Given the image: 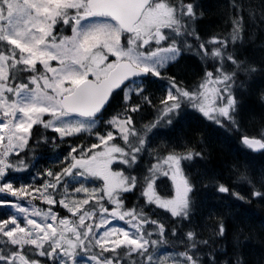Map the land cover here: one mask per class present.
<instances>
[{"label":"snow or ice","instance_id":"obj_1","mask_svg":"<svg viewBox=\"0 0 264 264\" xmlns=\"http://www.w3.org/2000/svg\"><path fill=\"white\" fill-rule=\"evenodd\" d=\"M160 7L165 9L163 13H153L157 18L152 22H142L140 26L136 29L125 28L124 32L121 33L119 27H113L111 23H90L87 24L83 29L77 31V27L80 25L82 20L89 19H99L105 18L110 15L108 12L100 10L101 6L94 3H90V0H68V2L60 7L51 9L45 17L46 21H50L45 24V34H51L52 25L56 23L57 17H59L66 25H73V39L77 35H82L83 43L85 48L89 47V42L91 41L92 47H104L109 55L103 57L105 61L111 62L113 60L116 63H109L108 67L112 71L121 69L124 66L127 69V76H139L147 75L151 72L153 75L158 76L160 70L165 69L167 66V61H175L178 59L179 53L177 52L174 56H169L167 58L159 55L160 52L166 51L167 49H162L160 45L164 44L168 40V35L163 31L165 28H173V31L180 34V28L182 27L177 20H175L174 14L179 11V9L168 6L166 3L161 4ZM67 9H75V15L69 16ZM192 13V7H188V14ZM115 18V17H113ZM175 26V27H173ZM127 38V47H124V43ZM242 38V37H241ZM235 40L236 37L234 36ZM42 42V41H41ZM153 45H155L154 50ZM57 49V57L65 56L69 51L64 43L61 45H53ZM174 50V49H172ZM45 55H47L45 53ZM213 56H218L219 51L214 50L212 53ZM50 57V58H57ZM151 65H148L144 62L153 61ZM79 63V61H75ZM18 63V62H17ZM29 67L26 69L28 71L35 72V65L30 61L27 62ZM159 66V68H157ZM47 67V65H45ZM88 73L95 74L93 68L89 67L87 70ZM87 75V73H85ZM72 83L79 84L83 79V76L78 77V74L70 72ZM8 72L7 69L0 70V97L3 96L4 92L18 93L19 91L26 89V84H17L15 88H12L8 84ZM14 80L15 77L13 76ZM224 79H228L227 76ZM32 83H35V78H30ZM47 87L53 88V91L57 93V96H50L46 91L43 90H34L32 101H39L41 103H48L51 105L49 108H34L26 107L24 109V114L28 118L30 123H20L13 125L12 117L15 115L17 107L15 102L11 105H6L3 110L0 112L3 113V119L0 120V124H4L8 130L6 137L8 138V143L4 148V151L0 153V178H3L8 169L12 168L13 165L9 158V153L12 151V147L16 146L19 149L24 148L30 143V130L33 129V125L43 124L45 127L52 129L54 133H58L61 137L72 136L81 131L82 128L86 126L84 124H64L62 126L53 124V121L68 114V111H61L60 106L64 102L59 101L57 97L60 95L62 90L61 84L59 81L53 83H48L45 81ZM125 83L121 82L118 86V89H123ZM142 91V89L140 90ZM215 89H206L204 93L201 94L200 98H190L189 103L192 104L193 108L197 109L204 117L212 119L209 115L214 111H218L221 115L227 116L229 106L233 104L231 98L228 100V104L215 109L211 105L215 100ZM79 93L74 88L70 95L73 97L77 96ZM187 95V94H184ZM110 96L108 97V99ZM125 99L130 101V96L126 95ZM173 100V103L170 106L164 107L160 115H158V123L149 122L141 130L143 133V138L140 140V144L143 147L145 141L144 136L150 132L153 128L161 125V123L166 119L167 125H170L180 113V108L182 103H180L178 98L170 97ZM107 101H105L106 104ZM100 107L94 108L92 111L84 113L85 115H92L93 112L100 111ZM136 110V109H134ZM47 115L48 119H44ZM112 128L117 129L123 136L124 140H127L128 129L125 127V121L118 120L115 117L112 121H109ZM30 124L32 127L30 128ZM15 129V131L13 130ZM23 132V134H21ZM14 138V139H13ZM99 144H93L92 149L85 151L82 147L78 150L72 148L67 157L71 159V163L63 170L64 176H84V177H93L98 178L102 181V186L89 189L83 185L80 187H75L74 192L78 196L81 192L84 193L83 199L69 198V193L67 192V187H65L64 192L61 194L62 199L59 200L60 205L63 208L67 209L68 212L72 213L74 216L79 217V225L68 228L67 225L69 221L60 219L59 224L65 226L63 229L57 228L55 221L58 220V216L55 212L49 211L44 213L45 218H50L53 223H37L34 219H29L25 216V226H21L17 222V219L12 217L11 219L0 220V236H4L12 245L23 246L25 244L34 246L36 249L34 256L36 257H46L50 261L57 259V250H60V253L63 259L60 260V264H75V256L78 254V249L84 250L85 253L92 251L93 245L100 248L98 254H92L90 257L91 264H120L119 260L113 259L117 249L121 248L122 245L130 247L131 251H136L137 248H143L144 243L143 235V226L152 224L158 227L161 233L167 231L165 226L158 220H149L147 217L140 216L138 217L135 212H124L121 211L123 206V200L119 198L120 193L129 192L135 187L134 180L129 181V178L123 176L122 173H113L117 177L118 183L115 185L112 183H105V178L99 176L98 173L92 167V163L101 156H106L111 158L113 153H121L122 149L119 148L113 141L115 140L113 132H108L105 136H98ZM242 144L254 152L264 151V132L259 134V138H253L245 136L242 138ZM93 149H102V151H94ZM140 149H137L139 151ZM80 152L81 159H77L76 153ZM192 152H188L186 156H181L179 154H170L165 157L161 163L167 165L171 170L170 180L176 187L177 182L183 183V194L182 196L177 193L178 198L181 200L183 208L188 207V195L193 191L192 185L189 183L187 178L184 176L181 160L182 159H192ZM113 164V163H112ZM111 164V165H112ZM156 166L153 165V168ZM48 177L52 179L44 180L40 188L35 189L39 192L40 198H42L49 205L55 204L56 199L55 195L60 193V188L58 185L62 182V177L60 174L53 173L48 171L46 173ZM167 176L168 173L165 172ZM154 177L148 176L146 178V187L145 191L142 193L147 203L154 204L157 208L163 209L170 216L175 219L179 215L181 208L175 206L174 199L164 200L157 194L154 188ZM4 183H2L3 185ZM10 187H0V194L11 193L13 197H21L31 195V191L28 188L17 189L14 193L12 189L14 188L11 183H7ZM219 192H227V188L224 185H219ZM3 196V195H0ZM95 198L96 205H90V200ZM105 198L107 202L115 205L111 213H108V209L104 206ZM5 204L8 203L6 199H0ZM12 207L19 209L20 213L26 212L23 208L19 207L18 202L11 205ZM85 206L95 207L99 206L102 213L107 215L103 218L102 223L108 224V217L118 218L120 220H125L126 217H130L129 223L135 228L137 235L135 237L130 236L127 231L121 230L120 228L109 227L107 230L102 233H97L93 231V224L86 223L92 216ZM34 215H40V213H34ZM186 218V217H185ZM136 221V223H132ZM30 226V227H28ZM96 228L100 227V224H95ZM83 228L81 232L79 229ZM43 233V235H37L36 238H31L32 233ZM16 233L15 235H12ZM67 233V234H66ZM71 233V236L68 235ZM191 235V233H189ZM50 243V250L45 251V243ZM110 243V246H109ZM0 264H40L38 259H30L23 256L20 252H17L15 248L8 254H0Z\"/></svg>","mask_w":264,"mask_h":264},{"label":"trees","instance_id":"obj_2","mask_svg":"<svg viewBox=\"0 0 264 264\" xmlns=\"http://www.w3.org/2000/svg\"><path fill=\"white\" fill-rule=\"evenodd\" d=\"M197 1H199L198 6L203 14L199 23V30L201 29L202 32L219 29L223 26L224 30L228 26L233 27L239 17L242 37V44L240 43L239 47L240 57L243 53H249L251 60L262 63V69L255 72L246 71V76L241 75V84L245 89L247 88L244 93L242 91V95H237L235 99L227 94L223 97L222 104L228 103L229 98L233 101V104L229 106L227 116L220 114L215 121H204L196 115H189L185 119H175L169 130L167 120H164L161 125L151 131L168 130L162 135L163 138L169 137L168 142L171 145L187 146L188 151L193 154L192 162L194 161V164L190 169L192 179L189 180L193 187L191 201L193 213L201 211L202 217L199 219L202 221L201 224L204 223L205 231L204 235L196 239L198 245L187 251V254L193 252L192 254L196 255L195 264H264V151L254 153L247 150L245 152L239 137L236 140L234 137L228 136L229 132L236 134L243 131L259 138L260 131L264 130V110L258 102L261 95L259 92L264 91V88L259 86L264 82V41L258 37L257 46L247 48L251 44V41L247 40L248 38L258 31H262V35H264V0ZM66 34L70 35L69 27H67ZM1 45L6 44L0 40V50ZM163 46H168V44L160 45V47ZM224 52L226 56L233 53L227 41L224 43ZM241 62H244L242 57ZM36 67L39 68V66ZM198 69V66L190 58L183 59L172 68L168 66L160 72L159 77L145 78L142 84L146 87L136 89L131 102L126 103L118 98L119 94L114 95L102 118L118 116L130 119L128 117H131V113L134 117L135 113H138L146 119L152 115H158V111L161 114L163 108L166 107L167 101L165 102V100L168 93L174 90L171 85L173 80L170 79V76L186 82L197 74ZM15 72L16 74L11 69L9 71V80H13L14 76V83L22 82L24 78L33 75V72L29 73L20 69ZM245 77L248 80L253 77L255 80L258 77V80L253 84V87L252 85L247 86ZM237 79V77L234 78V83ZM156 84L160 85V104L154 103L155 105H153V100L159 97L153 92ZM141 89L142 91H140ZM151 120L152 123L159 122L158 119L151 118ZM129 124L132 126L130 130L141 132L142 129L137 126V122L130 119ZM40 129V125L33 126L30 140H35L33 135ZM101 130L110 131L105 125L98 129V131ZM2 134V146L5 147L8 143L7 128L3 129ZM54 135L51 132L46 133L47 139ZM142 137L143 135L137 138L136 142H139ZM236 141L241 149L237 146ZM83 144L80 145V148L84 149ZM77 145L72 139L65 140L64 143L65 148ZM45 146L48 147L46 144ZM133 147L136 148V145ZM49 156L53 157V154H49ZM76 157H80L79 151H77ZM143 159L141 158V161ZM194 176L199 179L200 185H196ZM219 185H224L227 192H219L217 190ZM124 203L126 206L130 205L128 200ZM126 208L129 207L123 209L127 210ZM177 225L180 232L183 231L181 227L183 223H177ZM169 245L179 252L183 251L178 245Z\"/></svg>","mask_w":264,"mask_h":264},{"label":"rangeland","instance_id":"obj_3","mask_svg":"<svg viewBox=\"0 0 264 264\" xmlns=\"http://www.w3.org/2000/svg\"><path fill=\"white\" fill-rule=\"evenodd\" d=\"M68 2V0H4L5 5V16L2 20H0V37L4 39L6 44L9 46V50L7 51H0V70L2 69H8L10 66H21V67H29L27 62H31L33 65L41 64L45 72L47 73V77L40 78L39 80H35V83H32L34 88L32 90H26L23 89L19 91L18 93L12 94L10 97V100L7 99V93L4 92L3 96L0 97V110H3L6 105H11L13 102H15V105L17 107V110L15 111V115L13 116L15 120V124L17 122L20 123H30L28 118L24 114V109L26 107H34V108H49L51 107L48 103H41L39 101L33 102L32 96L34 90H43L46 91L48 95L50 96H57V93L53 91V88L47 87L45 81L48 83H55L57 81L61 84V92L60 95L57 97L59 100L60 97L63 94H66L70 92L73 87L77 84L72 83V79L70 76V72H74L78 74L79 78L80 76H83V79L87 77L91 78H99L102 76H105L107 71L109 70L108 64L113 63L115 60L108 62L103 59V57L109 55V53L106 51L104 47H92L91 41L89 42V47L86 49L85 45L83 43L82 35H77L73 39L74 33L72 28V34L69 38H66L64 36L56 37L53 35L52 30L51 34H45V24L49 23L50 21H46L45 17L48 14V12L51 9H55L57 7H60L61 5H64ZM163 2V1H162ZM169 2L166 3L168 6ZM162 3L158 2L155 3L151 9H153L154 13H163L165 9H162L160 7ZM164 4V3H163ZM69 16L75 15L74 11L75 9H67ZM71 11V13L69 12ZM152 14H147L146 19L148 22H152L155 20L154 17H151ZM154 19V20H153ZM111 23L113 27H116L113 22H111L108 19L105 18H99V19H89V20H82L80 25L77 27V31L80 29H83L87 24L90 23ZM42 41V42H41ZM62 42L66 46V48L69 50L65 56L57 57V49L53 47V45H61ZM3 50L5 48L3 47ZM45 53L47 55H45ZM162 57H169L170 53L168 50L162 51L159 53ZM50 57H57V58H50ZM242 60L244 62L240 63L241 68L243 71H252L251 68L254 66H259L261 62H256V60H251L249 58V53H243L242 54ZM249 60V61H248ZM79 61V63L75 62ZM170 61V60H169ZM18 62V63H17ZM148 65H151L154 63L153 61H146L144 62ZM252 64V65H251ZM47 65V67H45ZM168 65V61L166 66ZM91 67L94 69L95 74L88 73V68ZM159 68V66H157ZM261 70V69H259ZM87 73V75H85ZM106 73V74H105ZM232 73V70H230V74ZM230 74H225V76L228 77V79H224V86L231 85L233 83L230 78ZM82 79V80H83ZM258 80V77L254 80V77L250 80L246 79V82L248 83L247 86L253 87V84ZM3 82V81H0ZM262 86L264 88V82H262ZM239 87H241L239 85ZM247 89V88H246ZM246 89L243 91L245 92ZM224 92L229 93L231 92V88L224 87ZM261 96L264 95V91L259 92ZM228 103L224 104H212L211 106L215 109H219ZM61 110V109H60ZM218 111H214L210 113L209 115L212 117V119L215 118L216 113ZM2 113V112H1ZM84 124L86 127L82 128L80 132L67 137H83V140H91L92 142L95 140L99 144L98 137H95L92 134V131L97 128L98 121H88V119L77 117V116H68L64 115L60 116L59 119L53 121V124L55 125H64V124ZM2 124H0V130H1ZM32 125L30 124V128ZM116 132L120 134V132L113 128ZM171 129V128H170ZM52 130V129H50ZM168 130L160 131L158 132V135H161L158 137H154L156 141H151L146 144V147L148 149H151V151L154 152V155L151 153H148L146 156V159H148V162H145V160L142 162L145 163L144 165H141V168L143 169L141 172L134 171L133 168H136V162L131 164L132 170L138 175V177L142 180H146L147 178V171L150 168L152 172H156L157 175L155 179L159 181V185L157 188H155L156 192L160 197L164 200L168 199H174L175 200V206L178 208H181V211L177 218L173 219L169 213L164 211L163 209L157 208L154 204L147 203L145 200V205L142 207L141 212H145L148 207H150L151 211L150 214L157 213L156 219L160 221L165 228L167 229L166 232L161 233L160 229L156 227L155 232L151 230H143V233H140V235H143V241L144 247L137 248L136 251H131L130 247L126 245H122L121 248L117 249V252H123L128 256L134 257L133 261L140 260L143 262V264H195L196 262V255L190 253L187 254V251L191 247H196L198 245V241L196 242L197 238H200L202 235L205 234L204 231V223L199 219V217H202L200 215L201 211H196L194 214L193 211H191V201L190 197L193 191L188 195V207L185 209L182 207L181 200L178 198L177 193H179L178 187H174L173 183L170 180L171 176V170L168 168L167 165H163L161 161L167 157L170 154H175L174 151L176 147L174 145H171L168 142L169 137L163 138L162 135H164ZM264 132L263 131H260ZM23 134V132H21ZM60 138H66L61 137ZM0 138H1V131H0ZM153 139V140H154ZM91 145L89 149H92ZM95 151H102V149H94ZM134 151V150H133ZM115 159H120V153H113L111 154V158H108L106 156H101L95 160L94 163H92V167L95 170L96 173L99 174V176L105 178V183H112L116 184L118 183L117 177L113 175V173H121L120 169L117 166H114V169L112 170V174L109 171L108 168L109 163L115 162ZM153 165L156 167L153 168ZM165 172L168 173V175H165ZM184 174V172H183ZM185 176V175H184ZM63 187L61 189L62 194L65 190V187H67V192L69 193V198L75 197V199H83L84 193L81 192L78 196L74 192L75 187H80L81 185L89 188L90 190L93 188L101 187L102 181H100L98 178L93 177H84V176H63ZM164 181H167V183H162ZM194 181L196 182V185H200V181L197 177L194 176ZM179 182V181H178ZM177 182V183H178ZM62 183V182H61ZM8 185V184H7ZM170 188L172 193L169 195V197H162L164 196V193L166 190ZM35 189H38L36 187H33L31 195L33 197H40L39 192L35 191ZM180 194V193H179ZM181 195V194H180ZM62 196V195H61ZM182 196V195H181ZM62 197L59 198L62 199ZM58 200V201H59ZM95 203V198L90 200V204ZM104 206L108 209V213H111L115 205H112L107 202V198H105V201L103 202ZM47 208H44L43 212L39 210V208L31 207L26 208L23 207V209L26 211L24 213H20L19 209H16V214H12L10 219L12 217L17 219V222L21 224V226H25V216H27L29 219H34L37 221V223H53V221L50 218H45L44 213L49 212L51 209L50 207L53 206L49 205L48 203H44ZM0 206H4V204H0ZM59 206L63 208L62 205ZM195 206V205H194ZM87 207V206H85ZM226 207V206H225ZM22 208V207H21ZM97 212L98 214H93L94 208L89 210L90 213H92V216L89 220L86 221V223H93V216L96 217L94 224H93V231L97 233H102L103 231L107 230L109 227L113 228H120L121 230L127 231L130 236L135 237L137 235L135 228L129 224V222L126 220H120L118 218H111L108 217V224H103L102 220L107 215L106 213H102L100 211L99 206ZM195 208H197L195 206ZM64 210L70 215L74 216L72 213L68 212L67 209L64 208ZM52 211V210H51ZM130 212V211H128ZM34 213H40V215H34ZM190 213V214H189ZM190 216L191 222H189V225L184 226L185 217ZM75 217V224L79 225V217ZM67 220V219H66ZM183 223V232L180 234H173L171 237V233L169 232L168 223L170 224L171 228L173 227L172 221ZM68 221V220H67ZM95 224H100L99 228L95 227ZM60 229H63L65 226L60 225ZM30 227V226H28ZM68 228L73 227V225L70 223L67 225ZM189 227H194V231L189 230ZM83 229V228H82ZM191 233V235H189ZM16 233H13L12 235H15ZM67 234V233H66ZM71 235V233H68ZM37 235H43V233H37L33 232L31 238H36ZM0 241L5 246L2 247H10V248H16L17 252H21L23 248H33L35 251L36 249L34 246L25 244L22 247L19 245H12L8 239L4 236H0ZM173 242L174 244L180 246L183 248V252L175 251L172 248H170L166 243ZM51 242L45 243V249L47 247H50ZM110 246V243H109ZM80 250V255L77 257L75 256V264H91L90 257L92 254H98L100 252V248L95 245H93L92 251L89 253H85L84 251ZM123 250V251H119ZM80 260V262H78Z\"/></svg>","mask_w":264,"mask_h":264},{"label":"flooded vegetation","instance_id":"obj_4","mask_svg":"<svg viewBox=\"0 0 264 264\" xmlns=\"http://www.w3.org/2000/svg\"><path fill=\"white\" fill-rule=\"evenodd\" d=\"M168 1L169 0H158V2H161L162 4L165 2L168 3ZM198 4L199 1L197 0H171V2H169L170 6L179 9V11H177L174 14L173 18L177 20L179 24L182 26L180 28L179 35H177L175 31H173V28L163 29V31L168 35V40L166 41L169 44L168 49L170 51V56L176 55L177 52L179 53L177 60L175 61L170 60L171 63L170 67L172 68L175 65L179 64V62L182 61L183 59L185 60L187 58H190L199 68L197 74L192 78L188 79L186 82L182 80H178L177 77L173 78L170 76V79L173 80L171 85L174 87V90L172 92V97L178 98L180 103L183 104L182 107L180 108L181 112L179 113V116L176 119L180 120L187 118L189 115H196L201 119L204 118V121L207 120L215 121L220 115L219 112L216 113L214 119H208L205 117L202 118L200 115H197L196 113L193 112L190 114V112L188 111L189 110L188 101L190 98H200L201 94L204 93L206 89L214 88L216 90L214 93L215 95L214 104H222L223 97L225 96L224 87H229L232 88L233 90H237L239 88L238 79L235 83L233 81L231 85L228 84L224 86L223 77L225 74H230V70H232L229 79L232 80L233 78L234 80V78L236 79L237 75L240 73L241 70L240 63L242 62L239 52L240 43L242 44L241 33H240V21L238 17L237 20L235 21V25L233 27L228 26L225 30L223 26L220 27L219 29L217 28L215 30L202 32L201 29H200L201 31L199 30V23L203 18V14ZM189 6L192 7L191 14H188ZM148 11L149 8L144 11L140 20L134 26L135 29L138 26H140L142 21H148L146 19ZM153 17L155 18V15H153ZM234 36L236 37L235 40L233 39ZM258 37H261V39L264 41V35H262V31H258V33L252 35L251 38L247 39L251 41V44L247 46V48H252V46L255 45L257 46ZM225 41H227L229 47L233 52L231 55L228 56H226L224 52ZM252 41H254V44H252ZM214 50L219 51L218 56L212 55ZM250 69L254 71H260L259 69H262V63L258 67L253 65ZM132 87L134 89H139L146 87V85H143L142 83L138 82L136 84H133ZM159 90H160V85L156 84L153 92L158 94L159 97L156 100H153V105H155L154 103L160 104ZM125 94L130 96V98L132 97V93H125ZM261 98L262 97L260 95V99ZM167 102L171 104L173 103V100L170 99L167 100ZM184 106L186 107L185 110H184ZM136 115L137 118H135L131 113V117L128 118H130L132 121L137 122L138 124L137 126L139 128H144V126L149 124V122H152L151 118L158 119L157 117L160 114L158 111V115H152L151 117L146 119L140 116L138 113ZM129 134L131 133L127 132L128 138H129ZM156 134L157 132H153V135L149 136V139L153 142L156 141V139H154ZM229 134L230 135L228 136L234 137L237 140V138L241 135V132H238L236 134L235 132H229ZM244 134L250 136L247 133ZM133 135L135 136L136 133L134 132ZM33 136L35 140L34 141L30 140V143L26 145L24 148L19 149L16 146L12 147V151L9 153V158L11 160L13 167L7 170L3 178H0V187H10V185H7V183H11L14 187L12 189L13 193L20 188H28L29 191H31L32 193L33 187L40 188L44 180L52 179L51 177H48L46 175L48 171H52L53 173L58 172L61 177L64 176L63 174V170L65 168V163L63 162L65 158V154L63 153L64 148L53 147V146L49 147V144H54L55 142L54 140L48 141L46 133L43 131L37 130V133ZM119 142L122 145H127L128 139L124 140L122 136ZM45 144L48 147H46ZM132 144L138 145L137 149L140 150L137 151V149H134V151L131 153L130 156L131 163L139 162V161L143 163L141 161V158L146 159L148 153L154 155V152L151 151V149H148L146 145H143V147L139 146V143H137L134 138L132 139ZM236 144L239 147L237 141ZM174 146L178 148V147H183L184 145H174ZM4 148L5 147L0 148V153L4 151ZM243 150L246 152L248 148L243 147ZM49 154H53V157H50ZM191 168H192L191 164L187 166L188 170H190ZM153 174L156 175L157 173L154 172ZM131 177L135 178L134 180L135 187L129 192H123V194L120 193L119 198H122L123 195H126V197H128L129 199H133L131 202L133 206L130 212H135V214L138 217L144 216L147 217L149 220H158L156 219L157 214H140V211H136L134 204L137 203V208L139 209L140 203L143 202L142 193L144 192V188L138 187L141 186L143 180L140 179L137 174L132 175ZM2 183L4 184L2 185ZM137 183H140V185H137ZM62 187H63V181L60 185H58V188H62ZM60 193L55 195L56 203L54 206L50 207V209L53 212H55L56 215L58 216V220L55 221L54 223L59 229H60L59 220L65 219V215L61 214L63 213V210L62 208H60L58 201L59 198L62 197ZM0 195H3L0 196V199H6L8 201L7 204H5L3 201H0V204H4V206H0V220L10 219L12 214H16V208L12 207L11 205L17 202L19 204V207L22 208L36 207L39 208L41 212H43L44 208H47V206H45L44 204L46 202L40 197H33L32 195H28V196L22 195L21 197H13L11 193H3ZM129 218L130 217L126 218L128 222H129ZM132 223H136V221H133ZM147 226L149 227L148 229L153 230L155 232L156 230L155 225L148 224ZM79 230L81 232L83 231L82 228ZM2 246L5 245L2 243V241H0V254L8 255L11 252V250H9L8 246L7 247H2ZM46 250L49 251L50 247H47ZM20 253L23 256L28 257L30 259H38L40 261V264H60V260L63 259L60 250H57L56 253L57 259L54 261H50L46 257L34 256L35 250L33 248H23Z\"/></svg>","mask_w":264,"mask_h":264},{"label":"water","instance_id":"obj_5","mask_svg":"<svg viewBox=\"0 0 264 264\" xmlns=\"http://www.w3.org/2000/svg\"><path fill=\"white\" fill-rule=\"evenodd\" d=\"M150 0H90V3L101 6L100 10L108 12L107 18L113 20L124 32L125 28L133 29V25L138 21L141 13L148 5ZM115 17V18H113ZM146 75L127 76V69L122 66L121 69L110 71L106 78L99 83L88 79L79 84L75 89L78 95L73 97L68 94L62 97L60 101L64 111L68 114L80 115L83 117H96L106 107L108 97L118 90L121 82L125 84L134 78L145 77ZM105 101L106 104H105ZM100 107V111L93 112L92 115H85L96 107ZM180 190L183 192V183H180Z\"/></svg>","mask_w":264,"mask_h":264},{"label":"bare ground","instance_id":"obj_6","mask_svg":"<svg viewBox=\"0 0 264 264\" xmlns=\"http://www.w3.org/2000/svg\"><path fill=\"white\" fill-rule=\"evenodd\" d=\"M249 61V60H248ZM252 65V64H251ZM148 162V159H143V161ZM134 171L141 172L143 169L141 168V165L136 164V168H133Z\"/></svg>","mask_w":264,"mask_h":264}]
</instances>
